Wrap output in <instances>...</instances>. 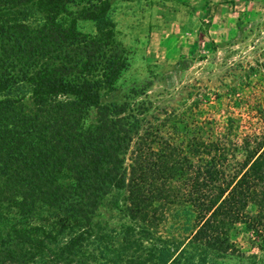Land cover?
<instances>
[{"label": "trees", "instance_id": "obj_1", "mask_svg": "<svg viewBox=\"0 0 264 264\" xmlns=\"http://www.w3.org/2000/svg\"><path fill=\"white\" fill-rule=\"evenodd\" d=\"M111 1L0 0V264H92L82 244L114 189L126 190L142 239L161 243L117 264H219L240 253L239 224L264 241V56L238 86L254 91L226 94L250 123L198 118L199 98L143 121L101 104L129 64ZM170 217L177 229L162 237Z\"/></svg>", "mask_w": 264, "mask_h": 264}, {"label": "rangeland", "instance_id": "obj_2", "mask_svg": "<svg viewBox=\"0 0 264 264\" xmlns=\"http://www.w3.org/2000/svg\"><path fill=\"white\" fill-rule=\"evenodd\" d=\"M110 13L115 40L125 50L129 64L117 89L103 91L102 105L124 104L127 113L134 112L144 121L163 117L165 111L199 98L194 109L198 118H213L220 126L227 116L240 118L244 125L250 123L248 107L244 103L236 106L226 94L230 86L238 94L254 91L244 85L241 91L238 86L250 65L264 56V0H112ZM77 27L84 33H97L92 20L79 19ZM251 83H259L255 75ZM97 119L98 108L89 107L85 124ZM126 197V190L114 189L95 212L98 233L82 244L90 263L117 264L132 255L147 257L149 249L161 245L148 235L142 239L139 223L129 215ZM175 209L174 215H178L181 209ZM173 225L170 217L158 234L172 236L177 229ZM135 236L142 241L136 242ZM232 238L240 253L217 260L219 264H264V241L244 224L232 230Z\"/></svg>", "mask_w": 264, "mask_h": 264}]
</instances>
